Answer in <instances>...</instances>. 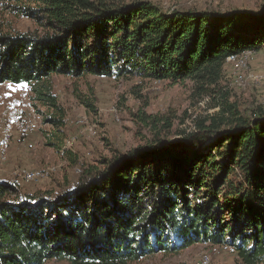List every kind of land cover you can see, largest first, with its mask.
I'll list each match as a JSON object with an SVG mask.
<instances>
[{
	"label": "trees",
	"instance_id": "trees-1",
	"mask_svg": "<svg viewBox=\"0 0 264 264\" xmlns=\"http://www.w3.org/2000/svg\"><path fill=\"white\" fill-rule=\"evenodd\" d=\"M0 9L39 26L0 32V84L29 85L58 150L65 109L54 74L190 81L193 97L219 108L175 142L164 136L174 115L131 112L154 136L84 168L56 196L1 180L0 264H131L196 243L264 264V108L244 114L222 85L229 56L264 47V0L258 11H169L153 0H0Z\"/></svg>",
	"mask_w": 264,
	"mask_h": 264
},
{
	"label": "rangeland",
	"instance_id": "rangeland-1",
	"mask_svg": "<svg viewBox=\"0 0 264 264\" xmlns=\"http://www.w3.org/2000/svg\"><path fill=\"white\" fill-rule=\"evenodd\" d=\"M153 1L169 11L185 7L258 11L263 0ZM37 29L38 24L31 18L18 17L0 9L1 33ZM229 57L222 80L225 90L230 93L229 101L236 103L244 114L260 105L264 108V47ZM50 80L65 109L64 149L61 150L50 144L54 127L45 121L46 109L34 98L29 85L0 84V181L14 183L21 194L51 192L56 196L70 191L77 185L84 168L99 164L115 150L127 153L143 145L154 133L149 129L139 132L131 116V112L135 113L139 108L151 114L174 115L173 125L164 135L171 142L179 140L184 131L189 132L194 119L219 109L212 108L207 97H193L190 81L172 83L143 77L93 74L81 78L54 74ZM232 120L230 117V123ZM25 122L29 128L25 127ZM68 149L78 159L77 164L69 161L65 154ZM32 170L44 173L38 179L28 181L23 175ZM237 263V254L231 247L196 243L178 253L159 252L131 264ZM47 264L68 263L51 260Z\"/></svg>",
	"mask_w": 264,
	"mask_h": 264
},
{
	"label": "bare ground",
	"instance_id": "bare-ground-1",
	"mask_svg": "<svg viewBox=\"0 0 264 264\" xmlns=\"http://www.w3.org/2000/svg\"><path fill=\"white\" fill-rule=\"evenodd\" d=\"M230 59V58H229ZM26 123V122H25ZM25 123H22L24 126H25ZM29 123V122H28ZM27 124V123H26ZM25 127L29 128L30 125L27 124ZM22 129V128H21ZM43 171L41 170H32V171H29V172H25L23 177L26 178L28 181L30 180H34V179H38L39 176L43 175Z\"/></svg>",
	"mask_w": 264,
	"mask_h": 264
}]
</instances>
